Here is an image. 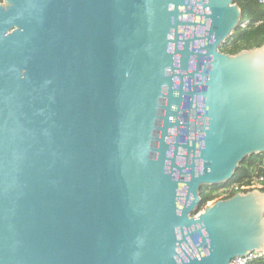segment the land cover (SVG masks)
Instances as JSON below:
<instances>
[{"label": "water", "instance_id": "obj_1", "mask_svg": "<svg viewBox=\"0 0 264 264\" xmlns=\"http://www.w3.org/2000/svg\"><path fill=\"white\" fill-rule=\"evenodd\" d=\"M191 1L2 0L0 264L264 253L263 191L200 208L202 188L264 154V45L221 52L237 0ZM185 82L200 102L180 122Z\"/></svg>", "mask_w": 264, "mask_h": 264}, {"label": "trees", "instance_id": "obj_2", "mask_svg": "<svg viewBox=\"0 0 264 264\" xmlns=\"http://www.w3.org/2000/svg\"><path fill=\"white\" fill-rule=\"evenodd\" d=\"M2 0H0V3ZM241 9V24L249 21L245 27L238 28L230 39L222 45V52L235 55L240 51L259 48L264 45V4L260 0H237ZM264 177V154L246 158L235 172L233 178L223 185L204 187L200 190L201 206L204 207L212 196L231 184H249L253 178ZM264 192V190H261ZM248 264H264V259Z\"/></svg>", "mask_w": 264, "mask_h": 264}, {"label": "flooded vegetation", "instance_id": "obj_3", "mask_svg": "<svg viewBox=\"0 0 264 264\" xmlns=\"http://www.w3.org/2000/svg\"><path fill=\"white\" fill-rule=\"evenodd\" d=\"M196 1L197 0H192L190 5L193 7V12L195 14H199V6L196 5ZM190 9V8H188ZM182 23L184 24L186 22V25L183 26V32L184 34H192L193 36H200L202 31H203V26L200 24L202 21L201 19L197 18V17H193L191 15H188L187 17H182ZM207 25V23H206ZM206 27V26H205ZM222 50V46L220 47V51ZM222 52V51H221ZM193 59L190 60L189 63V67L190 69L193 68ZM187 84L188 82H185V90L183 92V97H182V102H181V110L180 112H178V119L179 121H184L185 118L190 117V121H192V116L194 113V106L199 104L200 102V97L197 95H193L192 98L190 99L189 97V92L187 89ZM192 103V107L193 108H189V103ZM174 138H176V142L179 144H183L184 143V136H183V129L181 128L180 130L178 129V131H176V133H174V130H171V137L169 138L168 141H170V143H175ZM172 147V146H171ZM171 150V149H170ZM183 159L179 158L178 159V163H182Z\"/></svg>", "mask_w": 264, "mask_h": 264}, {"label": "built area", "instance_id": "obj_4", "mask_svg": "<svg viewBox=\"0 0 264 264\" xmlns=\"http://www.w3.org/2000/svg\"><path fill=\"white\" fill-rule=\"evenodd\" d=\"M260 3L264 4V0H260ZM247 24L242 23L241 27H245V25ZM255 189L264 190V177L263 176L253 178V180L249 184H244V185L231 184L225 187L224 189L217 192V193H222V195L217 200L232 196L234 194L245 193V192L255 190ZM259 259H264V253L252 252L246 256L236 257L232 259L231 264H248V262L250 261L259 260Z\"/></svg>", "mask_w": 264, "mask_h": 264}, {"label": "rangeland", "instance_id": "obj_5", "mask_svg": "<svg viewBox=\"0 0 264 264\" xmlns=\"http://www.w3.org/2000/svg\"><path fill=\"white\" fill-rule=\"evenodd\" d=\"M216 194H218V195H216ZM216 194H214L213 196H212V199L210 200V202H214V201H216L221 195H222V193H216ZM209 203V202H208ZM207 203V204H208Z\"/></svg>", "mask_w": 264, "mask_h": 264}]
</instances>
